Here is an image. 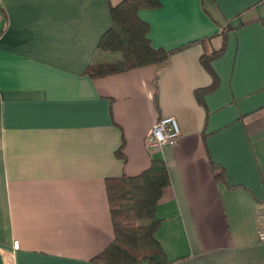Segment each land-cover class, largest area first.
I'll use <instances>...</instances> for the list:
<instances>
[{"label": "crops", "instance_id": "1", "mask_svg": "<svg viewBox=\"0 0 264 264\" xmlns=\"http://www.w3.org/2000/svg\"><path fill=\"white\" fill-rule=\"evenodd\" d=\"M120 1L0 0L2 261L97 264L105 179L160 158L167 264H264V0H152L137 16L168 57L92 77L119 57L97 44ZM162 116L179 138L149 146Z\"/></svg>", "mask_w": 264, "mask_h": 264}, {"label": "trees", "instance_id": "2", "mask_svg": "<svg viewBox=\"0 0 264 264\" xmlns=\"http://www.w3.org/2000/svg\"><path fill=\"white\" fill-rule=\"evenodd\" d=\"M154 4L152 0H121L110 7L112 24L102 34L97 48L117 52L119 57L89 64L85 69L87 74L100 77L137 66L160 64L168 57L169 51L151 45L148 26L137 16L138 8ZM211 56L203 55L202 63L206 64ZM169 183L168 168L160 158H152L136 175L122 174L105 179L113 237L93 256V261L97 264L169 263L155 236L160 222L155 216V207Z\"/></svg>", "mask_w": 264, "mask_h": 264}, {"label": "built area", "instance_id": "3", "mask_svg": "<svg viewBox=\"0 0 264 264\" xmlns=\"http://www.w3.org/2000/svg\"><path fill=\"white\" fill-rule=\"evenodd\" d=\"M179 135L180 130L176 118L174 116H162L151 126L146 141L152 147H159L164 144L174 145ZM257 238L260 242H264V217L262 214H259ZM15 246L17 244H14Z\"/></svg>", "mask_w": 264, "mask_h": 264}, {"label": "rangeland", "instance_id": "4", "mask_svg": "<svg viewBox=\"0 0 264 264\" xmlns=\"http://www.w3.org/2000/svg\"><path fill=\"white\" fill-rule=\"evenodd\" d=\"M109 55H117V56H119V53H117V52H111V53H109Z\"/></svg>", "mask_w": 264, "mask_h": 264}, {"label": "water", "instance_id": "5", "mask_svg": "<svg viewBox=\"0 0 264 264\" xmlns=\"http://www.w3.org/2000/svg\"><path fill=\"white\" fill-rule=\"evenodd\" d=\"M0 264H5L3 261H2V258L0 257Z\"/></svg>", "mask_w": 264, "mask_h": 264}]
</instances>
